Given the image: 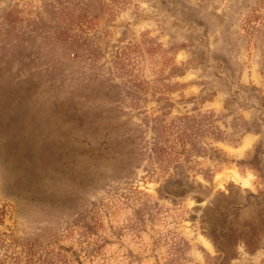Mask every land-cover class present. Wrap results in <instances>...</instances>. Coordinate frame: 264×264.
<instances>
[{"label":"rangeland","instance_id":"374dc122","mask_svg":"<svg viewBox=\"0 0 264 264\" xmlns=\"http://www.w3.org/2000/svg\"><path fill=\"white\" fill-rule=\"evenodd\" d=\"M0 264H264V0H0Z\"/></svg>","mask_w":264,"mask_h":264}]
</instances>
